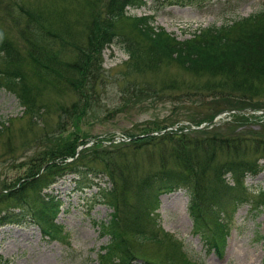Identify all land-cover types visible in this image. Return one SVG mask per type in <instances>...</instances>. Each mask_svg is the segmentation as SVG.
Here are the masks:
<instances>
[{"label": "rangeland", "instance_id": "1", "mask_svg": "<svg viewBox=\"0 0 264 264\" xmlns=\"http://www.w3.org/2000/svg\"><path fill=\"white\" fill-rule=\"evenodd\" d=\"M107 2L0 0V33L12 39L21 50L38 102L43 104V98L50 111L42 119L41 113L33 117L21 106L14 92L0 89V188L13 185L28 174V162L43 150L40 139L36 138L42 135L45 127L48 130L63 127L61 135L79 132L88 140H103L106 142L103 147H116L120 142L111 141L113 138L128 135L127 132L140 135L159 122L164 124L168 120L179 119V127L192 124L185 120V110L192 108L194 103L171 101L169 94L171 97L183 90L205 87L218 82L221 77L210 72L192 71L165 57L156 64L152 63L150 56L145 57L146 41L139 23L131 17L149 16V24L155 29L163 28L173 37L183 40L193 37L200 28L231 24L264 10V0H144L140 6L127 7V15L115 24L117 37L102 47L103 76L94 85H88L94 87L88 100L81 99L70 89L59 88L52 80L48 83L41 81L43 75L28 55L32 49L27 38L39 45L49 43L60 59L74 62L78 58L77 46L83 49L88 42L92 21L97 16L98 21L105 20ZM22 31L26 32V39ZM126 39L139 43L137 46L143 52L139 60H132L124 49ZM128 82L149 88L157 86L164 92L161 98L144 95L137 101L135 98L125 101L123 89ZM149 93L153 94L151 90ZM75 102L81 109L91 112L90 116L85 115L78 121V127L74 126L72 119L71 124H65L66 115L61 110L62 104L71 107ZM117 107L119 110L114 115L107 114ZM209 108H214V105H209ZM253 114L256 118L252 122L237 123L232 129L224 127L222 131L230 133L245 126L244 134L251 136L249 139L255 138L253 134L256 131L257 135L264 136V128L260 125L264 121V112L254 110ZM231 120L229 114L223 115L216 124L223 125ZM126 152L132 160L127 171L129 175L125 177L131 181L137 178V174L160 162L158 153L150 156L146 150ZM249 157H259L258 161L264 164V147L257 151L252 147ZM174 163L169 159V166H174ZM83 169L79 171L81 175L85 171ZM227 178L230 180L229 176ZM121 186V180L110 179L100 166L93 174L85 173L81 178L68 174L58 179L44 190L59 203L54 217L57 233H46L31 212L18 223L0 226V264H101L100 250L109 241V235L102 233V224L111 220L114 211L106 203L105 192L117 187V217L127 231L126 238L137 258L135 264H144L145 259L155 264H187L186 261L190 262L186 260L188 258L196 264L263 263L264 205L258 209L254 206L260 204L261 195L257 196L264 190V169L257 175L247 176L242 191L235 190L242 200L229 217L221 215L218 204L202 205L200 209L210 228L217 230L215 222L218 217L224 221L228 235L224 256H219L204 244L191 209V197L185 189L162 194L160 207L152 217H144L140 230L136 231L127 214L137 196L133 187L122 192ZM232 207L228 205V209Z\"/></svg>", "mask_w": 264, "mask_h": 264}, {"label": "trees", "instance_id": "2", "mask_svg": "<svg viewBox=\"0 0 264 264\" xmlns=\"http://www.w3.org/2000/svg\"><path fill=\"white\" fill-rule=\"evenodd\" d=\"M142 3L144 0H108L105 20L98 21L97 16L92 21L88 42L83 49L77 46L78 58L74 62L60 59L49 43L39 45L27 38L32 49L28 52L29 58L44 76L40 80L47 83L52 80L59 88L70 89L81 99L88 100L89 93L94 90L88 85H94L103 76L100 59L102 47L117 37L115 24L127 15V7L140 6ZM131 18L139 23L146 41L145 57L150 56L152 63L156 64L165 57L192 71L210 72L221 77L218 82L205 87L183 90L171 97L169 94L171 101L194 103L192 108L185 110V120L199 126L225 109L264 108V10L234 20L231 24H212L200 28L193 37L184 40H178L163 28L155 29L149 24V16ZM22 34L26 32L22 31ZM137 44L125 40L124 49L132 60H139L143 54ZM29 79L21 50L12 39L0 33V89L14 92L26 112H30L33 117L41 113L42 119L50 111L43 98V104L38 102L37 93ZM127 84L123 89L125 101L133 98L137 101L144 95L161 98L164 92L157 86L149 88L131 82ZM132 89L133 92L130 91ZM149 90L153 94L148 95ZM209 105H214V108H209ZM61 110L66 115L64 123L71 124L72 119L75 127H78L79 120L91 113L81 109L78 102L71 107L62 104ZM118 110L119 107L114 108L107 114L114 115ZM232 117L224 126L189 130H186L189 127L187 125L169 129L178 124L181 121L179 119L168 120L164 124L159 122L150 131L165 130L162 133L145 135L149 132L145 130L140 133L144 136H140L127 132L132 139L122 141L116 147H103V140L98 139L80 150L78 155L79 146L90 141L85 135L79 132L61 135L63 127L51 130L45 127L42 135L36 138L40 139L43 150L28 162V174L13 185L0 188V226L18 223L26 213L31 212L46 233L50 235L52 231L56 232L54 217L59 203L44 190L68 174L81 178L85 173L93 174L100 166L110 179L122 181V192L130 186L134 188L137 200L130 204L127 216L136 231L140 230L142 219L152 217L160 207L162 194L183 188L191 197V209L204 244L219 256H224L228 239L224 221L218 217L215 222L217 230L210 228L200 209L202 205L218 204L221 215L229 217L236 210V204L242 200L235 190L242 191L246 177L257 175L264 169V164L258 161L259 157H249V149L254 147L257 151L264 147V136L257 135L256 131L253 134L255 138L249 139L251 136L244 134L245 126L230 133L222 131L224 127L232 129L237 123L252 122L256 116L234 113ZM260 125L264 128V121ZM130 150H146L151 153L150 156L158 153L160 162L156 166L152 165L148 171L137 174L135 180H128L125 176L129 175L127 171L132 157L126 151ZM169 159L175 161L174 166H169ZM81 168H85L82 175L79 173ZM117 188L105 192L106 203L114 211L111 220L102 224V233L109 235V241L101 248L99 260L101 264H135L137 258L126 238L127 231L117 217ZM259 195L260 204L254 206L255 209L264 205V190L258 193L257 198ZM228 205L233 206L231 210ZM144 262L155 264L146 259ZM190 262L186 261L187 264H196Z\"/></svg>", "mask_w": 264, "mask_h": 264}, {"label": "water", "instance_id": "3", "mask_svg": "<svg viewBox=\"0 0 264 264\" xmlns=\"http://www.w3.org/2000/svg\"><path fill=\"white\" fill-rule=\"evenodd\" d=\"M230 112V111H229Z\"/></svg>", "mask_w": 264, "mask_h": 264}]
</instances>
